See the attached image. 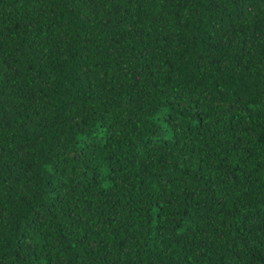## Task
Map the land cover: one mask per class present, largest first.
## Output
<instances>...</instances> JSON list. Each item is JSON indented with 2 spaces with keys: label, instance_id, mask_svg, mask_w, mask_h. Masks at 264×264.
I'll list each match as a JSON object with an SVG mask.
<instances>
[{
  "label": "trees",
  "instance_id": "obj_1",
  "mask_svg": "<svg viewBox=\"0 0 264 264\" xmlns=\"http://www.w3.org/2000/svg\"><path fill=\"white\" fill-rule=\"evenodd\" d=\"M0 264H264V0H0Z\"/></svg>",
  "mask_w": 264,
  "mask_h": 264
}]
</instances>
